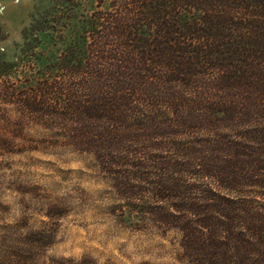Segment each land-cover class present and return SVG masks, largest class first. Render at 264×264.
Listing matches in <instances>:
<instances>
[{"label":"trees","instance_id":"16d2710c","mask_svg":"<svg viewBox=\"0 0 264 264\" xmlns=\"http://www.w3.org/2000/svg\"><path fill=\"white\" fill-rule=\"evenodd\" d=\"M41 1L0 98L178 230L188 264H264V0Z\"/></svg>","mask_w":264,"mask_h":264},{"label":"rangeland","instance_id":"374dc122","mask_svg":"<svg viewBox=\"0 0 264 264\" xmlns=\"http://www.w3.org/2000/svg\"><path fill=\"white\" fill-rule=\"evenodd\" d=\"M42 3L0 0L7 60ZM55 128L0 98V264H188L179 231L136 214L113 173Z\"/></svg>","mask_w":264,"mask_h":264}]
</instances>
